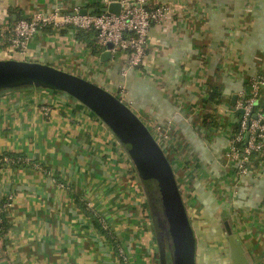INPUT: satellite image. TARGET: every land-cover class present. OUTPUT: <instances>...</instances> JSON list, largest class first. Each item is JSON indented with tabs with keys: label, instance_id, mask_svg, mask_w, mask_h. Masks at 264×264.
<instances>
[{
	"label": "crops",
	"instance_id": "obj_1",
	"mask_svg": "<svg viewBox=\"0 0 264 264\" xmlns=\"http://www.w3.org/2000/svg\"><path fill=\"white\" fill-rule=\"evenodd\" d=\"M147 3L171 13L150 25L137 67H128L123 50L102 60L106 47L93 53L69 28H41L23 54L4 44L20 17L55 9L96 13L109 5L105 0H0V59L48 64L121 96L172 165L196 238V264H232L222 219L251 263L264 264V167L254 156L240 176L226 155L238 128L236 102L264 73V0ZM206 114L217 128L204 125ZM0 155L17 161L0 164V199H10L0 264H160L134 164L74 99L51 90L1 94Z\"/></svg>",
	"mask_w": 264,
	"mask_h": 264
},
{
	"label": "water",
	"instance_id": "obj_2",
	"mask_svg": "<svg viewBox=\"0 0 264 264\" xmlns=\"http://www.w3.org/2000/svg\"><path fill=\"white\" fill-rule=\"evenodd\" d=\"M104 11L117 15L120 3L113 1L101 9ZM87 12L91 11L81 10L83 14ZM112 47V43L106 44L102 60L110 59ZM22 90L62 93L99 120L134 164L138 179L152 182L153 189L145 193L157 230L160 264H196V238L172 165L161 143L133 110L114 93L78 75L40 62L0 59V95ZM242 112L236 110L238 115ZM222 223L232 264H252L229 220L222 219Z\"/></svg>",
	"mask_w": 264,
	"mask_h": 264
},
{
	"label": "built area",
	"instance_id": "obj_3",
	"mask_svg": "<svg viewBox=\"0 0 264 264\" xmlns=\"http://www.w3.org/2000/svg\"><path fill=\"white\" fill-rule=\"evenodd\" d=\"M117 1L120 3L117 15L108 11L83 14L76 8L71 13L55 9L48 14L36 11L20 17L8 29V47L23 54L30 38L49 25L57 29L94 30L98 46L105 48L107 43H112L111 54L127 51L128 67H137L144 57L150 25L165 20L171 10L164 4L150 6L147 0ZM111 2L105 0V5ZM262 96L264 98V73L251 80L248 94H241L236 102L235 108L243 112L238 116L237 132L229 138L226 155L240 176L247 173L253 154L264 167V103L259 105ZM118 97L123 100L121 96ZM14 162L10 157L0 155V164L12 165Z\"/></svg>",
	"mask_w": 264,
	"mask_h": 264
},
{
	"label": "trees",
	"instance_id": "obj_4",
	"mask_svg": "<svg viewBox=\"0 0 264 264\" xmlns=\"http://www.w3.org/2000/svg\"><path fill=\"white\" fill-rule=\"evenodd\" d=\"M44 27H47V26H44ZM74 31H75L76 39L78 41L87 42V44L91 47L93 53L96 54L101 50V48L92 39L94 34H95L94 30L85 31V30H80V29H74ZM7 43L8 42H4V44H7ZM249 85H250L249 87L251 88V81H250ZM218 96H219L218 91L212 92L209 94L208 101H210V100L214 101ZM203 123L208 128H217V126H218V123L215 121L212 114H206L203 118ZM235 132H237V129L235 130ZM238 145L241 146L240 144H238ZM255 155L256 154H253V156H255ZM16 162H14V163H16ZM141 183L143 185L144 190L147 191L148 193H149V191H151L153 189L152 188L153 187L152 182L150 180H142ZM9 201H10L9 198L0 199V241L2 239L1 236L4 235L8 231V228H9V223L5 217V209H6L7 204L9 203ZM94 225L96 227H99V222L96 219H94Z\"/></svg>",
	"mask_w": 264,
	"mask_h": 264
},
{
	"label": "rangeland",
	"instance_id": "obj_5",
	"mask_svg": "<svg viewBox=\"0 0 264 264\" xmlns=\"http://www.w3.org/2000/svg\"><path fill=\"white\" fill-rule=\"evenodd\" d=\"M150 130V129H149ZM2 259V258H1Z\"/></svg>",
	"mask_w": 264,
	"mask_h": 264
}]
</instances>
